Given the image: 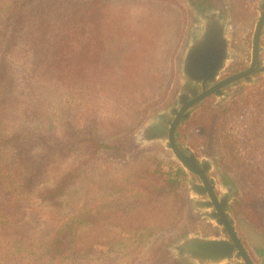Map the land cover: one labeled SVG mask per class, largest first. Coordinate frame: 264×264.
<instances>
[{"label":"rangeland","instance_id":"obj_1","mask_svg":"<svg viewBox=\"0 0 264 264\" xmlns=\"http://www.w3.org/2000/svg\"><path fill=\"white\" fill-rule=\"evenodd\" d=\"M192 1L95 3L90 32L76 34L59 79L40 85V116L25 119L26 128L40 126L55 131L63 145V155L51 162L44 183L53 184L72 163L88 168L73 183L69 197L75 203L73 211L80 213L81 238H85L84 225L91 227V240L81 244L91 246V258L82 259L83 263L80 260L82 264H209L177 258L168 248L187 232L217 236L197 223L207 218L190 203L187 170L163 143L141 144L136 140L148 120L157 111L177 104L184 92L180 67L191 38V18H195ZM223 1L229 6L224 13L229 18L232 42L226 64L232 65L233 58L239 56L248 63L258 0ZM261 55L264 57V49ZM19 61L26 67L32 65L30 60ZM19 61L12 57L14 66L23 69ZM227 91V97L211 95L197 104L181 134L193 148L203 144L216 149L222 168L235 175L247 209L263 213L264 227V74H257L253 84ZM29 97L25 95L31 100ZM87 135L101 136L110 147L100 148L96 143L101 142L87 144ZM70 142L77 151L66 150ZM180 167L183 172L179 173ZM168 176L176 179L174 187L166 181ZM33 203L36 210L49 207L39 206L36 198ZM118 204L124 207L122 214L115 213ZM68 205L63 204L62 216L68 215ZM85 212L92 214L88 221H84ZM42 218L38 217L41 222ZM21 224L41 225L32 213H27ZM162 224L165 230L151 236L141 250L133 254L125 250L136 229L149 233ZM255 228L247 230L252 243L253 235L264 237V229ZM262 244L260 250H264ZM160 249L172 256H156ZM38 264L56 263L45 254Z\"/></svg>","mask_w":264,"mask_h":264},{"label":"trees","instance_id":"obj_2","mask_svg":"<svg viewBox=\"0 0 264 264\" xmlns=\"http://www.w3.org/2000/svg\"><path fill=\"white\" fill-rule=\"evenodd\" d=\"M103 1L0 0V264H38L45 254L56 264H82V259L91 258V246H81L91 240V227L84 225L85 238H81L80 213L73 211L75 203L69 198L73 183L88 168L72 163L53 184L44 183L51 162L63 155V145L55 131L40 126L26 128L25 119L40 116V85L59 79L64 58L71 55L70 44L78 32H90L95 3ZM13 56L18 61L30 60L32 65L26 67L19 61L24 66L18 68L12 63ZM25 70L30 74L26 75ZM18 84L24 89H18ZM84 138L87 144L101 142L96 143L100 148L110 147L101 136ZM68 148L77 151L74 142ZM166 179L170 187L175 186L176 179ZM34 198L42 208L44 204L49 207L36 210ZM63 204H69L68 215H61ZM119 204L116 214L123 213L124 207ZM27 213H32L36 224L41 225L23 227ZM41 216L42 222L38 219ZM85 216L84 221H88L92 214L85 212ZM163 230L165 224L149 233L136 229L125 250L129 254L138 252L151 236ZM160 251L156 256L170 255L168 250Z\"/></svg>","mask_w":264,"mask_h":264},{"label":"water","instance_id":"obj_3","mask_svg":"<svg viewBox=\"0 0 264 264\" xmlns=\"http://www.w3.org/2000/svg\"><path fill=\"white\" fill-rule=\"evenodd\" d=\"M203 24L194 32L186 46L181 62L180 72L182 79L194 83L201 82L203 90L197 88L191 90L192 98L185 91L178 96L177 104L157 111L136 135V140L141 144L155 142L163 143L172 151L174 158L182 167L192 173L198 174L204 183L208 178L198 165L194 154H186L178 145L176 140V129L180 121L186 120L190 111L187 109L193 104L212 94L220 86L235 79L248 75V73L260 69L264 71V65L259 67V52L261 32L264 26V15H262L255 27L252 62L245 72L234 74L214 86L206 88L208 82H213L218 72L228 58L227 39L225 28L221 23L220 14L216 11L202 13ZM197 191L202 193L204 188L197 185ZM209 195L216 200L213 187L209 189ZM209 204V203H208ZM227 200H223L222 206L212 216L220 224H224V231L228 232L230 238L204 235L200 233L187 232L179 236L169 245V249L177 258L185 261L204 262L209 264H223L228 258L235 254L242 256L247 264H253L232 221L226 213Z\"/></svg>","mask_w":264,"mask_h":264},{"label":"flooded vegetation","instance_id":"obj_4","mask_svg":"<svg viewBox=\"0 0 264 264\" xmlns=\"http://www.w3.org/2000/svg\"><path fill=\"white\" fill-rule=\"evenodd\" d=\"M191 7L194 10L195 18H191L190 30L189 33L192 35L194 32L203 24V20L200 18L202 13L207 11H216L220 14V20L222 25L225 28L226 39H227V51L228 58L223 64L222 68L217 74V77L213 82H208L206 84V88L216 85L217 83L225 80L226 78L241 72L247 71L252 62V47H253V39L251 43V57L248 63H246V58L242 59L240 56L233 58L232 65L226 64V62L230 58V51L232 48L231 38L229 37L230 32V23L227 14H225V8H228V5H224L223 0H194L191 3ZM257 11H258V19L264 15V0H258L257 3ZM264 36V26L261 32L260 39V52H259V67L264 65V57L261 55L264 45L262 44ZM257 74H264V71L260 69L254 70L246 76H242L239 79H235L225 85L220 86L217 90H215L212 94L208 95L204 99L190 106L187 110L190 111V115L193 114V109L197 104L203 102L205 99L210 97L211 95H216L220 97L228 96V89L236 88L240 84H253L256 81ZM184 91L190 96L191 90L193 88H197L198 91L203 90V85L201 82L194 83L192 81L185 82L183 87ZM239 88V87H238ZM185 120H181L177 129H176V140L180 148L186 154H194L195 159L200 166V168L204 171L208 178V182L204 183L202 178L190 171H186V176L188 178L189 183V199L191 205L199 210V215L201 217L207 218L205 220L198 219L199 224H203L202 227L206 231H210L211 233L217 235V237H221L219 235H223L222 237L230 238L228 232L224 231V224H220L216 221V219L212 216V213L218 211V206H222L223 200H227L226 213L229 219L232 221L234 229L236 230L238 237L240 238L242 245L246 249L250 259L253 264H264V250H260V245L262 241H264V237H260L258 235H253L254 243L249 242L247 238V230L251 229V226H255L257 229L263 232V213L258 212L256 210L249 211V207L246 205V199L241 198V192L237 184V180L235 175H233L228 169L222 168V163L217 160L220 158L218 154H216V149L210 147V149L206 148L203 144L198 146L197 148H193L189 143L185 140L188 138H183L181 134V127L184 125ZM200 185L204 188V192L200 193L197 191L198 186ZM213 187L214 193L216 195V200H214L209 195V188ZM197 188V189H196ZM209 203V204H208ZM248 208V209H247ZM197 211V210H196ZM197 218V217H196ZM259 220V222L257 221ZM261 225V226H260ZM196 228V227H195ZM200 228V227H199ZM255 228V229H256ZM256 229V230H257ZM231 239V238H230ZM261 246L264 247L262 244ZM238 249L236 248L235 252L237 253ZM233 254L230 258H228L227 264H247L245 259L242 256H237ZM172 256V255H170ZM260 258V259H259Z\"/></svg>","mask_w":264,"mask_h":264}]
</instances>
